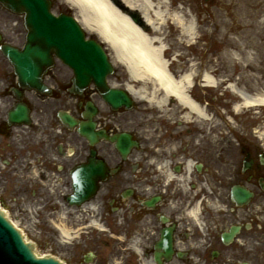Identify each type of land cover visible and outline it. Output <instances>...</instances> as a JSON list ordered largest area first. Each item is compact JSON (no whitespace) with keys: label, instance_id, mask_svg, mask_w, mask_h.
Listing matches in <instances>:
<instances>
[{"label":"flooded vegetation","instance_id":"1","mask_svg":"<svg viewBox=\"0 0 264 264\" xmlns=\"http://www.w3.org/2000/svg\"><path fill=\"white\" fill-rule=\"evenodd\" d=\"M9 15L0 5V45L11 43L17 33L10 32L8 22H1ZM47 79L59 83L53 72ZM15 95L22 96L31 110L32 121L27 126L13 127L7 122ZM53 95L58 93L54 90ZM90 95L87 91L86 97ZM37 100L46 98L19 87L12 67L0 53V161L7 160V169L0 171V177L7 179L2 193L10 192L13 174L19 171L24 177L23 190L32 186V173L45 185H56L58 177H69V169L88 162L92 151L91 159L107 167L96 194L86 205L73 207L70 222L78 229L94 222L108 239L76 235L71 264H86L87 253H93L94 264H109L99 259L101 248L109 249L111 259H118L119 264H142L149 259L152 264H264V142L254 143L252 126L249 130L242 127L247 131L240 134L233 132L235 143L227 160L221 145L212 139L213 130L195 126L194 132H183L179 120L165 124L157 115H153L149 133L129 130L139 142L130 158H121L104 139L93 145L86 142L83 149L73 148L63 156L69 131H58L56 117L47 119L41 109H35ZM80 108L77 101L74 116H80ZM256 118L261 128L264 115ZM93 119L97 132L121 131L122 118L110 112L98 110ZM51 186L47 189L53 191ZM233 187L247 194L243 203L233 197ZM30 192L35 194L37 189ZM38 194L42 195L41 189ZM193 207L197 216L190 213Z\"/></svg>","mask_w":264,"mask_h":264},{"label":"rangeland","instance_id":"2","mask_svg":"<svg viewBox=\"0 0 264 264\" xmlns=\"http://www.w3.org/2000/svg\"><path fill=\"white\" fill-rule=\"evenodd\" d=\"M172 11L178 8H184L188 13L189 18L197 24V32L195 38L185 39L180 38L178 31L175 26L166 25L162 30L161 38L164 40V47L166 49V59L170 62V68L175 74L187 70L191 67L192 63L197 66V72L201 69H214L215 77L221 80L218 88L215 89H203L201 90L198 82L196 81L192 89L194 96L202 99L208 103L209 111L214 108H221L223 112L227 111L228 115L233 118L234 122H231L238 127V134L242 131H247L250 126L253 127L254 132V143L264 142V136H259L256 131L260 128V123L256 122V116L258 114L264 115V109H260L256 114L249 112H242L238 115H234L230 112V105L235 99L234 95L226 88L229 83L236 82L238 86L246 89L247 93L252 95L257 90L264 89V0H170ZM223 3V6H221ZM64 8L66 5L62 3V0H55L53 10L58 12L61 7ZM61 8V9H62ZM245 11L249 13L246 14ZM247 15L253 16L249 21ZM224 21L229 23L231 32L226 37L231 39V44L221 43L220 36L216 33H212L214 30V23ZM249 23V25L246 24ZM207 32L212 33V36L208 37ZM190 40V41H187ZM228 45V46H227ZM108 53L111 54L110 49H107ZM230 51L231 56L224 57L225 52ZM112 56V55H111ZM233 57V58H232ZM115 69L118 70L117 74L125 76L123 68L114 62ZM211 66V67H210ZM210 67V68H209ZM55 73L57 75L68 76L67 72L60 66L55 67ZM117 78L116 76H113ZM65 78V77H64ZM123 77H119V80ZM42 108L50 109L53 107H45L40 105ZM143 107H146L145 105ZM49 114L51 111H45ZM152 112V111H151ZM150 112V113H151ZM214 113V112H213ZM153 114L156 113L153 110ZM225 113H223L224 116ZM225 115V116H228ZM143 116V115H142ZM179 115L176 112H170L169 117L172 120H178ZM216 122L218 123L213 130V140L215 145H221L222 155L225 160L229 159L232 154V148L235 142H233L232 134L229 133L230 128L228 121H222L218 115H215ZM231 118V119H232ZM220 121V122H219ZM169 123L167 119L166 123ZM174 122V121H172ZM170 124V123H169ZM196 124V123H195ZM195 124H181L183 132L186 129L195 131ZM264 124V120H263ZM261 124V126L263 125ZM240 127V128H239ZM242 127H247V130H242ZM178 131V130H177ZM209 132V130H206ZM222 132V133H221ZM222 135L221 138L219 135ZM260 137V139H259ZM5 185L4 179H0V193ZM12 194V193H11ZM8 197V194H7ZM44 197H47L45 194ZM23 205L26 204V200L23 196ZM18 203L7 201L5 206L9 207V216L15 220L18 226L24 231L26 237L31 240L34 244L38 254H51L58 258L70 261L71 248L75 239L71 237L68 240L58 237V230L54 228L52 223L58 224L63 222L66 228L70 229V236L75 233V227L69 222V217L59 220L61 217L59 213L54 212H38V207L29 206L31 212H21V208ZM22 207V206H21ZM43 217L44 222L41 218ZM64 220V221H63ZM52 221V223H51ZM72 230V231H71ZM74 230V231H73ZM91 236L90 233H86ZM86 234L81 236L86 238ZM95 235H93L94 237ZM99 253V259H104L109 255L107 250L101 248ZM68 264H71L68 263ZM99 264V262H97Z\"/></svg>","mask_w":264,"mask_h":264},{"label":"bare ground","instance_id":"3","mask_svg":"<svg viewBox=\"0 0 264 264\" xmlns=\"http://www.w3.org/2000/svg\"><path fill=\"white\" fill-rule=\"evenodd\" d=\"M63 1L73 9L75 19L84 29L88 33L97 35L107 45L111 51L112 62H116L123 68L127 78L119 82L114 80L110 82L109 79V82L114 86L126 87L127 93L138 105L135 112L124 114L125 118L139 114L146 119L153 110L166 117L170 111L176 109L175 111L180 115L182 122L190 123L195 120L196 123L202 122L206 127L210 124L216 126L215 117L210 116L206 106L192 98L190 89L193 82L196 81L202 82L205 87L209 88L220 85L221 80L214 76L215 70L212 68L211 70L201 69L200 72H197L196 64L192 63L191 67L176 75L171 71L168 65L169 61L166 59L164 40L161 38L162 30L166 25L175 26L180 38L190 40L195 38L197 24L189 18L184 8L172 11L170 0ZM130 9L141 14V23H135L128 16ZM247 18L250 21L253 16L247 15ZM246 24L249 25L248 22ZM229 32H231L229 23L224 21L214 23L212 33L218 34L221 43L225 45H232L231 39L226 37ZM212 33L207 32V36H212ZM223 55L225 58L229 57L231 52L226 51ZM227 89L239 98V101L233 102L231 106L235 113H239L245 108L264 106V89L249 95L246 93V89L238 86L236 82L229 83ZM99 105L102 109L105 108L101 101H99ZM144 105L146 107H143ZM257 133L262 136L264 130H258ZM190 166L191 160L187 163L186 169ZM187 170V173H190V170ZM196 209L193 207L190 213L197 216ZM11 222L28 242L17 222L14 220ZM57 230L65 241L70 238V230L65 225L57 226ZM34 253L39 255L35 250ZM144 264H150V262L145 261Z\"/></svg>","mask_w":264,"mask_h":264},{"label":"water","instance_id":"4","mask_svg":"<svg viewBox=\"0 0 264 264\" xmlns=\"http://www.w3.org/2000/svg\"><path fill=\"white\" fill-rule=\"evenodd\" d=\"M0 1L11 10L25 14L28 33L23 49L2 48L13 63L22 83L39 88L37 78L44 68L51 64V55L54 54L73 70L76 87L81 88L89 80H93L101 90L105 89L104 77L112 71L106 55L96 41L85 39L79 25L71 16L52 15L48 10L47 0ZM132 18L139 22L136 15ZM111 94L112 91L109 96ZM118 103L128 104V100L123 96ZM70 124L72 125V122ZM85 194L79 193L78 196L75 194L70 201ZM0 264H59V262L50 257L36 258L30 245L22 241L19 232L0 212Z\"/></svg>","mask_w":264,"mask_h":264}]
</instances>
